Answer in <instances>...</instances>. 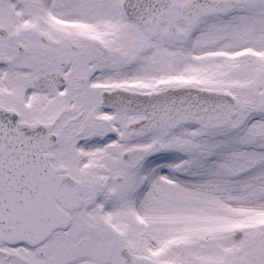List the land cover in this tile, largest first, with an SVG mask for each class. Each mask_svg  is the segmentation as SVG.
Segmentation results:
<instances>
[{
  "label": "snow or ice",
  "instance_id": "snow-or-ice-1",
  "mask_svg": "<svg viewBox=\"0 0 264 264\" xmlns=\"http://www.w3.org/2000/svg\"><path fill=\"white\" fill-rule=\"evenodd\" d=\"M0 264H264V0H0Z\"/></svg>",
  "mask_w": 264,
  "mask_h": 264
}]
</instances>
